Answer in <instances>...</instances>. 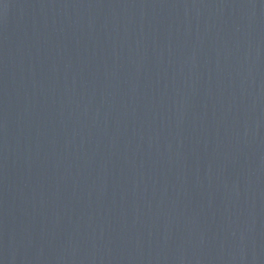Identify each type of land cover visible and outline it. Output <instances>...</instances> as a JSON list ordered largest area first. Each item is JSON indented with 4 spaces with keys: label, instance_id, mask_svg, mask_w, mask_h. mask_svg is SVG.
<instances>
[{
    "label": "water",
    "instance_id": "95a60500",
    "mask_svg": "<svg viewBox=\"0 0 264 264\" xmlns=\"http://www.w3.org/2000/svg\"><path fill=\"white\" fill-rule=\"evenodd\" d=\"M0 264H264V0H0Z\"/></svg>",
    "mask_w": 264,
    "mask_h": 264
}]
</instances>
